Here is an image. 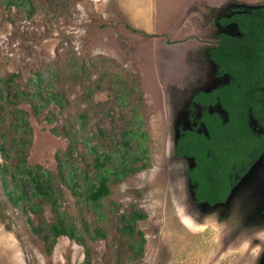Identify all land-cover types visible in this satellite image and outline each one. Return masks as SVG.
<instances>
[{"label":"rangeland","instance_id":"374dc122","mask_svg":"<svg viewBox=\"0 0 264 264\" xmlns=\"http://www.w3.org/2000/svg\"><path fill=\"white\" fill-rule=\"evenodd\" d=\"M259 6L0 0V264H263L264 153L212 208L174 154L180 129L203 130L192 96L228 81L207 51L238 32L218 20ZM22 158L51 173L50 195L14 184Z\"/></svg>","mask_w":264,"mask_h":264},{"label":"trees","instance_id":"16d2710c","mask_svg":"<svg viewBox=\"0 0 264 264\" xmlns=\"http://www.w3.org/2000/svg\"><path fill=\"white\" fill-rule=\"evenodd\" d=\"M218 22L222 26L234 24L238 32L217 34L207 51L228 81L192 96V102L203 108L199 119L203 130L180 129L174 142L175 156L192 160L185 175L194 203L208 208L225 203L264 153V6L231 7ZM215 105L225 117L208 110ZM7 169L6 165L1 167L3 175L8 174ZM12 171L14 184L23 182L34 196L50 195L49 171L29 165L24 158ZM106 181H99L88 192L91 202L110 193Z\"/></svg>","mask_w":264,"mask_h":264},{"label":"water","instance_id":"95a60500","mask_svg":"<svg viewBox=\"0 0 264 264\" xmlns=\"http://www.w3.org/2000/svg\"><path fill=\"white\" fill-rule=\"evenodd\" d=\"M210 208H212V207H210Z\"/></svg>","mask_w":264,"mask_h":264}]
</instances>
